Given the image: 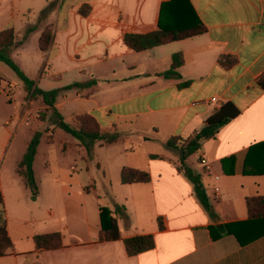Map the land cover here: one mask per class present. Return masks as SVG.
Listing matches in <instances>:
<instances>
[{"label": "crops", "instance_id": "1", "mask_svg": "<svg viewBox=\"0 0 264 264\" xmlns=\"http://www.w3.org/2000/svg\"><path fill=\"white\" fill-rule=\"evenodd\" d=\"M164 1L0 0V31L14 30L11 58L39 88L95 81L60 94L56 109L75 128L80 125L77 116L90 115L101 133L116 130L121 135L116 142L123 139L131 152L137 144L130 136H138V142L158 136L165 142L185 139L197 134L221 105L232 103L239 115L202 142L190 167L201 177L214 216L173 163L179 153L165 147L163 153H149L143 165L133 160L118 164L111 177L100 169L113 193L107 207L123 205L127 218L117 217L118 240L98 241L100 207L106 206L86 199L95 181L85 178L83 185L72 175L88 170L84 146L69 135L74 140L64 141L63 152L72 150L80 160L57 165L49 152L57 127L31 116L35 100H25L21 80L0 62V158L12 131L23 126L29 131L19 156L9 160L12 169L0 170V227L15 248L13 254L0 256V264H264V218L250 219L246 207L247 198L264 196V175L242 173L249 147L264 142V89L257 82L264 76V0H189L205 33L141 52L130 49L124 35L156 30ZM83 4L90 7L86 15L79 13ZM46 29L53 38L42 51L39 40ZM174 54L183 59L177 70L180 79L160 75L171 67ZM227 55L236 61L223 66L219 59ZM56 61L67 65L53 69ZM185 81L189 85L180 86ZM18 88L23 103L15 98ZM34 132L41 136L33 161L38 194L32 200L16 168ZM112 144L96 142L92 160L102 146ZM230 156L235 157V173L227 175L221 160ZM38 162L44 172L40 182ZM123 167L147 171L150 181L122 184ZM54 232L62 235L60 248H35L33 236ZM137 234L152 235L155 245L129 256L123 240Z\"/></svg>", "mask_w": 264, "mask_h": 264}, {"label": "trees", "instance_id": "2", "mask_svg": "<svg viewBox=\"0 0 264 264\" xmlns=\"http://www.w3.org/2000/svg\"><path fill=\"white\" fill-rule=\"evenodd\" d=\"M89 8V5L83 4L79 8V13L81 15H86ZM30 30L31 29L27 32ZM205 32L206 27L197 17L189 0H167L160 5L156 30L144 34L126 33L123 39L124 43L130 49L141 52L158 45L190 38ZM52 38V31L50 29H46L42 33L39 40V46L42 51H46L49 48ZM14 39L15 34L12 28L0 31V62L7 65L21 80L22 89L25 93V100H34L40 97L45 106V111L43 112H50L48 122L77 139L84 146L90 159L93 158V146L96 142L100 141L103 144H112L118 140L119 134L116 130L110 133H101L94 118L88 114L76 117L80 124L79 127L75 128L71 126L65 121L55 107L56 98L63 92L91 87L95 84V81L72 83L52 90H43L39 88L35 84V80L27 77L11 58L10 51L14 44ZM235 61L233 57L228 55L222 56L219 59V62L223 66H230ZM182 63L183 59L181 54L172 55L171 67L160 75L165 78L180 79V74L177 70ZM257 82L264 89V76L260 77ZM189 83V81H185L182 82L180 86H187ZM238 115L239 111L232 103H224L206 119L204 126L197 134L185 139L171 137L165 142L166 148L178 151L179 168L192 183L197 199L212 217L214 216V212L209 198L206 195L201 177L188 167L185 161L201 148V144L204 140L214 138L221 127L235 119ZM40 136V132H34L16 168L17 174L22 178L24 185L29 189L32 200H34L38 194L33 172V161L37 153ZM234 164V156L221 160L223 172L227 175L235 173ZM242 173L244 175H264V142L256 143L249 147L243 164ZM120 181L122 184L148 183L150 181V175L144 170L123 167L120 171ZM1 203L2 196L0 193V204ZM246 207L250 219L264 218V196L247 198ZM117 217L127 218L123 205L114 203L112 209L100 207L98 241H115L120 238ZM157 224L160 230L163 229L161 218H157ZM32 240L35 248L38 250H53L61 247L62 235L59 232L42 233L33 236ZM123 243L126 253L129 256L148 251L155 245L154 238L150 234H137L124 239ZM14 252L15 248L8 237L5 227H0V256L11 255Z\"/></svg>", "mask_w": 264, "mask_h": 264}, {"label": "rangeland", "instance_id": "3", "mask_svg": "<svg viewBox=\"0 0 264 264\" xmlns=\"http://www.w3.org/2000/svg\"><path fill=\"white\" fill-rule=\"evenodd\" d=\"M42 58L40 56L39 61L41 62ZM67 64L65 62L61 61H56L53 62V69H62L66 66ZM16 93V100L20 103H23V92L18 88L15 89ZM35 103L32 104L31 108L34 109V111L30 112L31 116H35L38 119L42 120H48L50 116V112H43L42 110V103L41 101L39 102L38 99H34ZM38 108V109H37ZM38 110L37 115L35 114V111ZM0 113V117L2 118ZM40 115V116H39ZM0 128L2 130L4 129L2 127V121L0 124ZM145 134L153 135L152 132L145 131ZM119 136H121L119 134ZM29 138V131L27 130L26 127H21L18 128L16 131H12L10 141H9V146L7 145L5 154L0 158V170L2 167V171L5 173L12 169V163L10 167V159L11 158H17L21 151L23 150V147L26 143V141ZM131 141L136 145L134 148V152L126 150L127 146L125 144V141L119 140L118 142L112 144V145H105L102 146L98 150V156L96 157V160H92L88 157L87 153L85 156V159L87 161L88 165V170L85 171H80L77 170L74 174H72L74 177L79 178V182L81 184H86V181L83 179L88 178L92 179V182L95 181L96 185L90 189L89 193H86V199H90L93 202L101 205V206H108L111 204L113 200V193L109 188H107L106 184L103 183V178H102V172L100 169L105 168L108 172L109 177L112 176L110 171L112 169H115V167L118 166V164H126L127 162L136 161L138 164L143 165L146 159H148V154L155 152V153H163L165 150V139H162V137L158 136L154 140L151 141H146V142H138V136L133 135L130 136ZM74 140L71 138L69 135L65 134L61 129L56 128L54 137H53V142L52 144L49 145V152L51 155V159L54 158L57 161V165L60 167H67L69 163L71 162H77L80 160L78 157L77 153L74 151H69L67 153L63 152V144L64 141H72ZM133 153V154H132ZM172 153L178 154L177 150H172ZM175 159L172 160L175 166H179V159L174 157ZM54 160V162H55ZM197 160V155H191L188 157V166L191 167L193 163H195ZM98 163L100 164L101 167L98 166ZM15 164V161H14ZM14 166V165H13ZM85 172V173H84ZM42 173L43 170H41V165L40 162L36 165V175H37V182H40L42 180ZM79 175V176H78ZM38 184V183H37ZM23 193H27L28 195V190L24 187H20ZM43 188V186L41 187ZM31 195V194H30Z\"/></svg>", "mask_w": 264, "mask_h": 264}, {"label": "built area", "instance_id": "4", "mask_svg": "<svg viewBox=\"0 0 264 264\" xmlns=\"http://www.w3.org/2000/svg\"><path fill=\"white\" fill-rule=\"evenodd\" d=\"M201 164L207 169V164H206V160L204 158L201 159Z\"/></svg>", "mask_w": 264, "mask_h": 264}]
</instances>
